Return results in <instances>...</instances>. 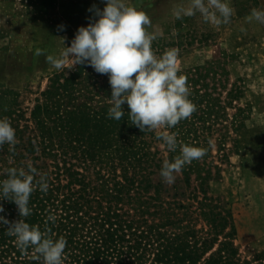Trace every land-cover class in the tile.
Returning a JSON list of instances; mask_svg holds the SVG:
<instances>
[{"label":"trees","instance_id":"1","mask_svg":"<svg viewBox=\"0 0 264 264\" xmlns=\"http://www.w3.org/2000/svg\"><path fill=\"white\" fill-rule=\"evenodd\" d=\"M17 1L26 14L45 17L52 34L74 33L95 22L86 14L80 18L76 8L86 7L78 0ZM196 21V15L177 19L165 36L152 42L154 53L162 56L175 48L180 55L214 43L211 33H200ZM233 56L217 47L209 58L179 66L178 75L187 77L189 99L197 110L167 131L176 133L179 145L206 148L207 154L185 165L171 185L160 176L164 160L151 149L157 135L131 124L126 102L121 120L108 117V74L88 64L54 73L28 113L20 107L16 90L0 89V119H8L17 140L14 151L7 143L0 148V181L7 178L6 169L27 171L29 164L46 175L48 191L36 187L28 205L32 213L25 219L45 231L47 217L56 215L47 228L54 239L63 236L67 241L63 264L249 263L235 242L227 202L209 188L215 169L207 160L209 140L227 128L226 108L241 95L238 86L227 87ZM231 119L237 125L238 114ZM220 132L223 143L228 134ZM164 148L170 162L180 154L179 147L175 152ZM0 205V216L10 222L21 218L14 202L0 199ZM6 229L0 223V264H41L31 248L22 253Z\"/></svg>","mask_w":264,"mask_h":264},{"label":"rangeland","instance_id":"2","mask_svg":"<svg viewBox=\"0 0 264 264\" xmlns=\"http://www.w3.org/2000/svg\"><path fill=\"white\" fill-rule=\"evenodd\" d=\"M78 1L86 7L76 8L80 18L89 15L88 19L93 21L99 17L89 9L95 5L102 11L107 3V0ZM227 2L234 9L227 25L214 27L196 13L200 33H211L215 42L205 48L193 46L181 52L178 60L179 66L189 65L209 58L217 47L234 53L227 66V87L238 86L241 95L226 108L227 128L213 133L209 140L207 160L215 167L209 188L212 195H221L231 210L235 242L243 259L248 264H260V259L264 263V24L246 23L245 17L253 8L264 10V0L254 6L248 0ZM126 3L146 12L153 26L150 31L155 30L162 37L177 20L174 7L187 6L188 0H126ZM76 33L52 34L45 17L26 14L17 0H0V89L16 90L20 107L28 113L46 88L48 78L71 69L69 64L56 70L46 62V55L58 56L64 45L71 46ZM62 38H66L64 45ZM37 49L45 55H35ZM234 114H238L237 125L231 123ZM157 131L160 130L153 131L155 135ZM220 131L228 134L223 143L219 140ZM161 144L162 140L155 139L151 149L158 150V156L165 160L166 151ZM193 179L192 176V185Z\"/></svg>","mask_w":264,"mask_h":264},{"label":"clouds","instance_id":"3","mask_svg":"<svg viewBox=\"0 0 264 264\" xmlns=\"http://www.w3.org/2000/svg\"><path fill=\"white\" fill-rule=\"evenodd\" d=\"M99 19L90 22L87 27H80L66 47L58 56L46 55V62L56 70L66 65L73 69L76 65L88 64L99 74H108L111 92V107L108 117L117 121L125 114L122 105L127 103L131 124L142 132L157 131V139L162 140L161 147L175 152L179 147L180 154L170 162L163 161L160 176L168 185L175 183L177 175L185 165L200 160L207 154V149L179 145L176 133L167 129L177 126L182 120L188 119L197 110L189 99L190 87L187 77L178 75L179 50L168 49L162 56L152 50V42L159 33L152 29L148 14L126 3V0H107L101 11L95 5L89 9ZM199 13L203 20L214 27L227 25L231 22L234 9L227 0H188L187 6L177 5L173 9L176 19L192 17ZM264 24V10L253 8L245 22ZM61 30L63 26H60ZM241 31H244L241 28ZM35 55H45L37 49ZM10 145L14 151L17 143L15 129L7 118L0 119V148ZM7 178L0 181V199H7L17 205L19 216L16 221H9L0 216V223L7 225V235L15 237L17 248L24 254L31 248L34 258L41 264H63L64 250L67 241L63 236L54 239L47 224L55 223L56 215H49L45 221V231L39 226L26 222L32 210L29 208L31 194L36 187L45 194L48 191L46 175L28 165L26 171L21 168L5 170ZM39 176V179H36ZM0 212L4 208L0 205Z\"/></svg>","mask_w":264,"mask_h":264}]
</instances>
